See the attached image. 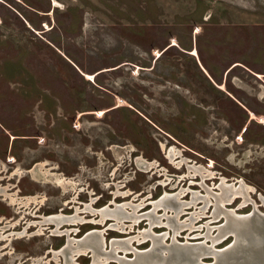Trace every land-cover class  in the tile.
Here are the masks:
<instances>
[{"label": "rangeland", "instance_id": "374dc122", "mask_svg": "<svg viewBox=\"0 0 264 264\" xmlns=\"http://www.w3.org/2000/svg\"><path fill=\"white\" fill-rule=\"evenodd\" d=\"M7 156L0 186L43 202L18 209L0 197L1 234L11 238L0 240V264H64L50 251L90 231L104 238L105 254L111 240L148 228L171 236L165 224L148 226L151 216L174 215L175 201L162 202L169 197L184 204L177 221L193 227L175 240L211 245L206 235L224 218L208 191L218 195L222 179L253 189L225 208L264 214V0H0V166ZM143 159L154 165L138 167ZM43 161L75 188L33 181L26 171ZM187 166L213 174L188 175ZM17 168L26 173L9 180ZM192 193L199 199L187 205ZM155 202L170 210L152 211ZM136 205L140 220L115 228L113 214ZM51 216L82 221L60 223L68 236L52 234ZM150 245L132 241L125 256Z\"/></svg>", "mask_w": 264, "mask_h": 264}, {"label": "bare ground", "instance_id": "6f19581e", "mask_svg": "<svg viewBox=\"0 0 264 264\" xmlns=\"http://www.w3.org/2000/svg\"><path fill=\"white\" fill-rule=\"evenodd\" d=\"M53 2H54L53 6H55L56 2L55 1H53ZM175 44L176 43L174 41H172L171 45H175ZM86 76H89V75H86ZM122 102L120 101L118 106H121ZM161 147L163 149L166 148V147H164V145H161ZM177 154H178V151H176V149H174V147H173V148H170L168 150V154L167 155L171 159L172 157H174ZM8 161L10 162V159ZM140 162H143V164L146 165V161L144 159L140 160ZM1 163H2L1 166H0L1 170H2L1 172H4V171L7 170V165H6L5 162H1ZM48 165H49V163H48ZM153 165H154V162H151V163L149 162L146 165L145 168H151ZM44 166H45V164H44V161H43V163L41 162V164L39 163L38 165H35L32 169H30V170H28L26 172H27V174H30V176L32 177L33 181H35V182H42L43 181L42 184H44V182H50L51 181L56 187H61L63 189V192H65V188L67 186L71 185V188H73V189L75 188V183H73L70 179L67 180V178H64L61 174L50 173V171L45 169ZM187 169H188V175H191V173H192V175L199 174V175H201V177H211L212 174H213L211 171L203 168L202 166H187ZM23 172H25V171H22L21 169L17 168V169H14V171L10 174V177L9 176H7V177H9V180L11 178H13V177H18L20 179L23 176L22 175ZM223 180L224 179H222V181L218 185V189H219V194L218 195L210 193V191H208V193L214 198V203H213L214 213H215L214 215L222 217L223 216L222 212H223L225 215H227L226 218L227 219L229 218V223L232 225L231 217L233 216L232 213H234L235 210L231 209L230 212H224V210H221V209L225 208V204H229L232 201H234L235 197H237V196L242 198L243 202H246L247 200H249L248 196H249L250 192L253 191V189L251 187H248V186L244 185V183L242 181L238 182V186L236 187V186H233V185L224 184ZM10 186L11 185L0 186V197L3 198L2 201L8 202V205L17 206L18 209L27 208L32 203H37V204H39V206L42 205L43 201H42L41 197H39V195L19 196L18 195L19 194L18 193L19 192L18 189L13 191V192H10V190L8 188ZM13 187H15V185H13ZM180 192L181 191H179L177 193V197L180 195ZM216 195H217V197H216ZM165 196L168 197L170 195H164V197ZM38 199H40V200H38ZM169 199H173L175 201V208L172 209V212L174 213V215L173 216L165 215L167 217V219H168L165 223H161L160 222V220H159L160 217L159 216H155V217L151 216L150 219L148 220V222H149L148 226L150 228H152L153 226L164 225L165 224L166 226H168L170 229L173 230V231L170 230L171 231V235H172V239H176V235H178L181 230L188 229L190 231L193 228L192 227V221H190L189 218H191L194 214H197V213L194 212V213H192L190 215V217L187 218L190 221L188 223L185 222V221H179L178 222L177 218L179 217L180 213L182 212V210L184 208V206H183L184 204H180L179 207H177L176 199L169 197L168 199H163V201H162L163 204L166 203L165 205L168 206V207H170V205H171L170 202H169ZM197 199H199L198 194L197 193H192L191 202L188 203L187 205H190V204L195 205ZM156 203L157 202L152 203L153 208H154L153 211H155L159 207V205L156 204ZM242 205H243V203L240 204L237 208L241 207ZM122 206L123 205H121V207ZM138 207H139L138 205L130 207L131 210H132L131 214H128L125 211L123 212L122 210L120 211V209L117 210V212H115V214H113V216L115 217L114 218L115 219V226L114 227L117 228L120 231H124V228H127V227H125L123 225V221L126 220L127 218L130 219L131 223L136 224L140 219L139 218H135L132 215L136 214V210H137ZM163 209H165L164 212L167 209L170 210V208H163ZM150 214L153 215L154 212L153 213L142 214L141 217L147 218L148 215H150ZM75 215H77V212L75 213ZM102 216H104V215H102ZM197 216H199V215H196V218L194 217V219H197L198 218ZM162 217H163V215H162ZM3 218H0V222L2 221ZM215 219H217V218H215ZM45 221L54 223L55 229L51 231L52 234H63L64 233V234H66L68 236L69 233H70L69 230H62V231L58 230L59 226L61 225L60 223L66 222V223L75 224V223H78V222L82 221V218L73 217V218L62 219V218H59V217H56V216H51L48 219H46ZM102 221H103V218H101L99 220V222H102ZM7 227H9V226H7ZM148 229L146 230V234L144 233L145 230H143V231H140L138 233V235L135 236V237H129V238H126V239H114V240H111L109 242L110 248H108V252L106 251L107 255L104 252L101 253V251H100V247L101 248L104 247V248L107 249V247H105V245H104V238L101 236L100 233L92 232L88 236L87 235H86V237L84 236L83 237V238H85L84 240L82 238H81V240L80 239L79 240L67 239V244H66L65 247L63 246L59 251H53V250L50 251L51 254H52V257H51L52 259L51 260H54V261L57 262L59 260L58 259L59 256H62V258L64 260V264H76L74 262V259L76 257H78L81 254H87V253L89 254L90 253V257H91V259H93L92 264H105L111 258H112V261H115V259L118 258V257H115V256L118 255V254H115V253H118L119 251H121L125 255V253H127L129 251V247H130L132 241H136L137 243H140L141 241H144V240H151L150 236L151 235L152 236L156 235L155 233H153L152 231H150ZM216 229H219V227H217ZM3 230H4V227L0 228V240L1 241L7 240V245H8L10 243V239L11 238L10 239H6L7 237L1 234V232ZM208 232H210V231H208ZM219 234H220V232H218V235ZM146 235L148 236V239H146ZM218 235L216 236V238H215V235H213V236L206 235L207 238L211 239L212 242L211 241L210 242L212 243V246L214 244L218 243L219 241L221 242L223 240V238H221L220 236L218 237ZM162 236L164 237V238L162 237V240H165V239H167V236L170 237V234H168L167 232H163ZM19 237L21 238V235L17 236V238H19ZM192 238H193V236H192ZM151 242H152V240H151ZM112 249L114 250L115 253L114 252L112 253ZM133 251H137V250L135 248H132V253H133ZM105 255L107 257H110V258H106Z\"/></svg>", "mask_w": 264, "mask_h": 264}, {"label": "water", "instance_id": "95a60500", "mask_svg": "<svg viewBox=\"0 0 264 264\" xmlns=\"http://www.w3.org/2000/svg\"><path fill=\"white\" fill-rule=\"evenodd\" d=\"M137 166L140 168L146 167L143 162L139 161ZM158 205L162 204L159 203ZM159 207L164 208V206ZM221 210H224V212L231 211L227 208ZM222 214L224 220L221 225L214 227L215 229L219 227L214 235L216 238L218 232H220L218 237L220 236L223 239L228 236L231 237L230 243L223 248L216 249L212 246V243L211 245L202 242L178 243L175 239H172V235L169 243L166 244L162 240L163 233H160L150 236L152 242L146 250L133 251L131 258H127L124 254L117 255L115 257L118 258L114 262L116 264H264V214L256 209L251 210L248 214L234 212L232 213L233 216H230L232 225L229 223V218H226L227 215L223 212ZM92 232L95 231H90L84 236L86 237ZM66 244L67 238L64 247ZM205 256H210L212 261H201V258Z\"/></svg>", "mask_w": 264, "mask_h": 264}, {"label": "flooded vegetation", "instance_id": "af4514ba", "mask_svg": "<svg viewBox=\"0 0 264 264\" xmlns=\"http://www.w3.org/2000/svg\"><path fill=\"white\" fill-rule=\"evenodd\" d=\"M202 68V67H201ZM202 71H204V73H206L207 74V72L202 68ZM208 75V74H207ZM10 159V162L8 161ZM12 158L11 157H9V156H7V159H6V164H10V163H12Z\"/></svg>", "mask_w": 264, "mask_h": 264}, {"label": "snow or ice", "instance_id": "6c2138e0", "mask_svg": "<svg viewBox=\"0 0 264 264\" xmlns=\"http://www.w3.org/2000/svg\"><path fill=\"white\" fill-rule=\"evenodd\" d=\"M197 31H199V29H197ZM157 55H159V54L157 53Z\"/></svg>", "mask_w": 264, "mask_h": 264}]
</instances>
